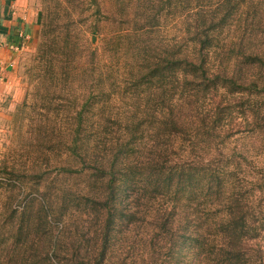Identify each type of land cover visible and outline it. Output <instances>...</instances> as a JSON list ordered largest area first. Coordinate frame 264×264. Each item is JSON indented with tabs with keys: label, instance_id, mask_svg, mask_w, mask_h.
Here are the masks:
<instances>
[{
	"label": "trees",
	"instance_id": "trees-1",
	"mask_svg": "<svg viewBox=\"0 0 264 264\" xmlns=\"http://www.w3.org/2000/svg\"><path fill=\"white\" fill-rule=\"evenodd\" d=\"M161 3L142 6L126 73L97 48L68 51L75 18L41 22L37 87L49 80L48 97L77 108L52 121L77 125L50 139L74 161L56 176L83 179L2 204L0 264H264V0ZM160 8L181 24L172 37Z\"/></svg>",
	"mask_w": 264,
	"mask_h": 264
},
{
	"label": "rangeland",
	"instance_id": "rangeland-1",
	"mask_svg": "<svg viewBox=\"0 0 264 264\" xmlns=\"http://www.w3.org/2000/svg\"><path fill=\"white\" fill-rule=\"evenodd\" d=\"M162 1L33 0V9L38 12L37 39L22 49L15 68L4 78L5 84L0 85V209L3 207L2 204L9 200L14 208L20 210L27 197L35 193L34 189L37 186L38 190H43L46 195H49L53 191V186L66 189L70 186L76 187L83 179L76 175L73 179V175L67 174V177L63 173L56 176L57 171H60V168L59 170L54 168L57 163L62 164L65 169H70L69 165H72L74 161L68 157L65 145H57L56 151L60 155L56 156L52 151L53 141L50 139L66 140L68 138L70 140L73 136L72 130L77 125L68 119L65 124L55 125L54 123L51 127L52 121L55 119V112H58L57 109L67 105L66 111L60 112L62 116H67L74 113L77 108L71 107L68 99L66 101L64 98H56L55 95L49 98L48 94L54 93L49 80L40 81L37 87L35 75L38 65L35 66V63L38 58L36 48L41 40L40 35L43 29L41 22L48 23L53 20L52 18H56L55 10L59 11V17L62 20L75 18L81 25L76 32L70 33L71 43H68V51H73L71 46L74 44L81 45L82 50L86 45L92 49L97 48L103 66L126 73L128 69L126 66L131 60V53L126 49H130L132 44H137L135 39L139 37L137 34L141 33L138 27L142 25L145 16L142 13V6L152 3L159 8ZM160 10L162 11L158 13V18L161 25L160 27L157 25V28L166 26L162 29L163 34L172 37L177 34L181 24L175 25L171 21H166L164 17L166 10L162 8ZM93 29L97 30L95 34ZM156 30L155 28V32L150 33L153 39L158 34ZM48 35H50L49 38H53L52 34ZM142 37L145 38V36ZM86 52L89 51H84L83 55L77 58L82 66L86 64L84 61L87 60ZM55 67L59 69L58 65ZM79 83L75 82L74 88L68 87L69 90H65V92L70 91L71 98L81 95L84 86H80ZM88 86H92V81L88 82L86 87ZM58 93L56 91V96ZM84 96H87V89L84 91ZM75 101L79 102V99ZM58 128L63 132L57 130ZM57 134L61 136L58 137ZM253 141L258 142L256 139ZM257 142L253 144L256 145ZM4 170L13 171L18 178L11 176V173L5 174ZM56 192L52 197V208H56L59 203L61 193L56 195ZM35 196L34 194L33 197ZM79 224L87 227L86 221H81ZM120 256H123L122 253Z\"/></svg>",
	"mask_w": 264,
	"mask_h": 264
},
{
	"label": "crops",
	"instance_id": "crops-1",
	"mask_svg": "<svg viewBox=\"0 0 264 264\" xmlns=\"http://www.w3.org/2000/svg\"><path fill=\"white\" fill-rule=\"evenodd\" d=\"M33 0H0V85L15 68L22 49L37 39Z\"/></svg>",
	"mask_w": 264,
	"mask_h": 264
}]
</instances>
